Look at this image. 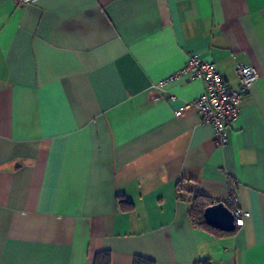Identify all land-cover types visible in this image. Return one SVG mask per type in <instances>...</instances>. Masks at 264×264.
I'll use <instances>...</instances> for the list:
<instances>
[{
  "label": "crops",
  "instance_id": "crops-1",
  "mask_svg": "<svg viewBox=\"0 0 264 264\" xmlns=\"http://www.w3.org/2000/svg\"><path fill=\"white\" fill-rule=\"evenodd\" d=\"M258 79L228 141L182 108L188 55ZM173 95L175 98L170 99ZM236 181L233 234L193 225ZM120 195L121 197H117ZM264 264V0H0V264Z\"/></svg>",
  "mask_w": 264,
  "mask_h": 264
},
{
  "label": "built area",
  "instance_id": "built-area-1",
  "mask_svg": "<svg viewBox=\"0 0 264 264\" xmlns=\"http://www.w3.org/2000/svg\"><path fill=\"white\" fill-rule=\"evenodd\" d=\"M18 4L35 3L37 0H15ZM237 78L236 87L228 85L216 70L213 62L201 58L198 54L188 55L184 65L161 81V86L174 82L200 80L204 85L203 93L186 102L182 108L174 110L179 116L185 109H194L200 114V122L210 124L216 146H223L228 141L227 127L239 116L241 100L258 79L256 69L247 63H237L234 67ZM173 95L170 99H174ZM237 184L233 179L227 181V196L222 201L234 217L235 228L243 225L249 212L241 208L237 193ZM217 203V202H213Z\"/></svg>",
  "mask_w": 264,
  "mask_h": 264
},
{
  "label": "trees",
  "instance_id": "trees-1",
  "mask_svg": "<svg viewBox=\"0 0 264 264\" xmlns=\"http://www.w3.org/2000/svg\"><path fill=\"white\" fill-rule=\"evenodd\" d=\"M188 191L190 193L189 216L195 227L205 230L217 236L233 234L235 232L236 228L232 232H222L208 226L203 219V210L207 206L213 204V202H211L207 196L198 193L197 191H192V190H188ZM117 197H121V196L117 195ZM93 264H110L109 252L108 251L98 252L94 256ZM133 264H155V263L147 258L137 257L135 258ZM193 264H211V263L209 260H199L194 262Z\"/></svg>",
  "mask_w": 264,
  "mask_h": 264
},
{
  "label": "water",
  "instance_id": "water-1",
  "mask_svg": "<svg viewBox=\"0 0 264 264\" xmlns=\"http://www.w3.org/2000/svg\"><path fill=\"white\" fill-rule=\"evenodd\" d=\"M203 219L208 226L219 231L235 230L234 217L222 201L207 206L203 210Z\"/></svg>",
  "mask_w": 264,
  "mask_h": 264
}]
</instances>
